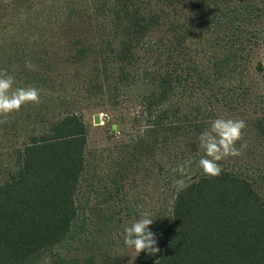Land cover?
Segmentation results:
<instances>
[{"label":"trees","instance_id":"trees-1","mask_svg":"<svg viewBox=\"0 0 264 264\" xmlns=\"http://www.w3.org/2000/svg\"><path fill=\"white\" fill-rule=\"evenodd\" d=\"M54 1L75 35L48 34L45 17L0 23V70L40 90L0 124V264H264V0ZM86 111L117 135L90 177ZM216 118L244 120L247 147L212 178L197 137ZM144 212L160 251L127 257Z\"/></svg>","mask_w":264,"mask_h":264},{"label":"clouds","instance_id":"clouds-1","mask_svg":"<svg viewBox=\"0 0 264 264\" xmlns=\"http://www.w3.org/2000/svg\"><path fill=\"white\" fill-rule=\"evenodd\" d=\"M25 67L33 70L31 62H26ZM14 78L6 71L0 70V124L7 123V117L13 112H18L22 106L29 103H39L40 90L28 86L13 90ZM246 123L241 119L216 118L211 121L209 127L201 132L198 139L199 148L203 155L198 161V167L205 177H217L222 172L218 163L229 157H239L243 153L246 144L240 148L236 143L242 139L243 129ZM173 171L184 172V166L180 165ZM188 185L183 179L176 181L178 190H183ZM148 213H141V218L135 220L124 230L123 242L126 247L134 250L136 257L144 252L146 256H155L159 253L158 240L149 226L153 224Z\"/></svg>","mask_w":264,"mask_h":264},{"label":"rangeland","instance_id":"rangeland-1","mask_svg":"<svg viewBox=\"0 0 264 264\" xmlns=\"http://www.w3.org/2000/svg\"><path fill=\"white\" fill-rule=\"evenodd\" d=\"M67 3H62V1H54V0H0V23H6L7 21H17L19 17L28 16L31 20L30 22H33L35 18L37 17H45L48 19L46 22V26L48 28V34L50 35H75L77 30L70 28L67 33L62 32L61 29L58 28V21L56 20L57 13H60L59 16L63 17L62 15L66 12V6ZM42 10V11H41ZM58 10H60L58 12ZM73 14V13H72ZM18 17V18H17ZM27 26L31 27V24H28ZM32 28H34L32 26ZM1 33V32H0ZM86 33L88 35H96L93 29H87ZM4 35V34H3ZM6 35V34H5ZM98 35V34H97ZM263 46L258 49L257 52V58L262 57L263 52ZM260 78V87L263 86L264 83V71L261 75H259ZM95 114H99V123L95 124L93 117ZM85 122L87 125V136H88V142H87V158L89 159V162L91 164L90 172L87 173V176H91L93 173V165L96 163L97 160L94 159V156H96L99 149H101L104 146H107L109 142V137H115L114 134L110 131V129H107L106 126L103 125L105 122L104 113H93L92 111H86V114L84 116ZM97 159V158H96ZM97 173V171H96ZM97 178V177H96ZM137 183H140L142 180L136 179ZM88 180L83 181V185L79 187V190L76 193V202L80 205V201H83L86 197H94L95 191L90 189L88 186ZM95 183H98L96 180ZM148 186L150 189H147L148 192L153 194L154 201H155V207L157 208V212L161 210L163 207L162 203V187L159 183H156L155 180L148 183ZM171 201V195L168 194ZM94 199V198H93ZM93 199L91 201H93ZM146 209H149L150 206H145ZM128 227V226H126ZM125 227V228H126ZM124 248L119 249V253L121 251H124L127 257L133 255V250L127 248L126 251L123 250Z\"/></svg>","mask_w":264,"mask_h":264},{"label":"water","instance_id":"water-1","mask_svg":"<svg viewBox=\"0 0 264 264\" xmlns=\"http://www.w3.org/2000/svg\"><path fill=\"white\" fill-rule=\"evenodd\" d=\"M99 118H100V115L99 114H95L94 117H93V120H94V123L95 124H98L99 123Z\"/></svg>","mask_w":264,"mask_h":264}]
</instances>
